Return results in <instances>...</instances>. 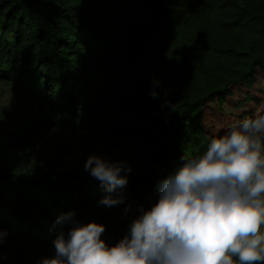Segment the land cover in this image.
<instances>
[{
	"label": "trees",
	"instance_id": "obj_1",
	"mask_svg": "<svg viewBox=\"0 0 264 264\" xmlns=\"http://www.w3.org/2000/svg\"><path fill=\"white\" fill-rule=\"evenodd\" d=\"M0 29L15 37L0 41V82L37 106L24 135L12 134L13 149L41 129L70 130L85 149L82 159L108 154L116 139L130 141L111 158L131 168L116 190L133 193L119 222L100 203L113 193L98 179L81 174L74 184L58 172L67 153L52 158L39 179L0 173V231L38 251L54 246L69 224H56L58 217L74 212L77 221L86 208L106 226L102 239L117 244L158 202L160 183L182 157L203 153L210 137L264 99V0H0ZM152 69L176 92L141 100L139 86ZM99 73L108 91L93 96ZM99 116L116 122H90ZM7 128L0 117V142Z\"/></svg>",
	"mask_w": 264,
	"mask_h": 264
},
{
	"label": "clouds",
	"instance_id": "obj_2",
	"mask_svg": "<svg viewBox=\"0 0 264 264\" xmlns=\"http://www.w3.org/2000/svg\"><path fill=\"white\" fill-rule=\"evenodd\" d=\"M182 161L160 183L158 202L117 244L102 239L105 225L79 224L70 212L57 218L73 226L55 239V256L38 264H264V99ZM85 170L111 194L126 186L131 168L93 155ZM100 203L112 207L123 197Z\"/></svg>",
	"mask_w": 264,
	"mask_h": 264
},
{
	"label": "rangeland",
	"instance_id": "obj_3",
	"mask_svg": "<svg viewBox=\"0 0 264 264\" xmlns=\"http://www.w3.org/2000/svg\"><path fill=\"white\" fill-rule=\"evenodd\" d=\"M0 41L2 43H14L15 37L10 33H3L0 29ZM103 76V73H99L97 78H95L96 84L92 89L93 96L107 93L108 90L104 87ZM157 81L159 83H155ZM260 83L264 85V79ZM153 91L169 95L175 93L176 88L172 85L170 78H166L163 75L156 77V72L152 69L142 78L139 86V98L141 100L151 99ZM83 110L84 108H80V112H83ZM36 115L37 106L31 98L0 82V117L8 124V128L0 142V173H15L23 178L39 179L47 174V165L52 158L58 153H67L60 160L58 172L69 173L68 180L74 184L78 182L77 177L81 174L90 175V172L85 170V163L88 158L82 159L85 155V149L77 136L70 130L57 129L51 132L41 129L37 131L33 140L23 138V145L17 149L12 148V134L24 135L23 128L30 126L31 120L36 118ZM89 120L91 123L98 125H113L116 122L115 118L105 116L91 117ZM183 139V133L175 135L173 138L175 145H179ZM129 142L126 137L116 139L108 154L97 152L95 156L111 162L112 155L126 148ZM80 163H82V167L77 170L76 167ZM112 195L122 196L123 203L112 207L104 205L103 209L109 211L112 218L119 222V213L131 207L132 204V201L128 202L125 198L131 197L133 193L124 191L114 192ZM93 221L96 222L94 210L86 208L80 213L78 220L75 222L87 224ZM97 223L102 224V221L97 220ZM72 226L71 223L65 226V235H67ZM105 236V234H102V237ZM0 254L7 260L5 264H38L44 258H53L56 252L54 246L38 251L35 247L23 241L17 243L8 241L3 237V243L0 244Z\"/></svg>",
	"mask_w": 264,
	"mask_h": 264
}]
</instances>
